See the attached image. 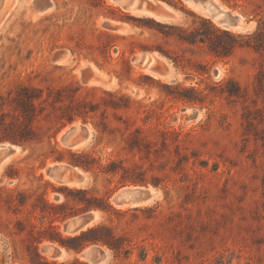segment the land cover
Segmentation results:
<instances>
[{"label":"rangeland","instance_id":"rangeland-1","mask_svg":"<svg viewBox=\"0 0 264 264\" xmlns=\"http://www.w3.org/2000/svg\"><path fill=\"white\" fill-rule=\"evenodd\" d=\"M211 1L238 19L235 28L184 0L169 7L176 14L168 22L113 0H0V135L23 129L34 137L0 142L16 149L0 165V189L27 196L19 216L0 203V264H26L24 234L13 232L17 219L41 225L31 204L77 208L72 189L109 194L116 211L84 213L94 216L89 227L112 228L124 248L86 246L108 255L102 264H264V0ZM144 52L157 71L134 63ZM74 126L90 134L87 144L62 142ZM58 151L121 164L144 184L120 187L117 175L81 169L82 185L58 183L47 169L73 168L67 154L53 160ZM123 188L157 196L118 207ZM39 249L48 260L89 264L48 242Z\"/></svg>","mask_w":264,"mask_h":264},{"label":"trees","instance_id":"trees-1","mask_svg":"<svg viewBox=\"0 0 264 264\" xmlns=\"http://www.w3.org/2000/svg\"><path fill=\"white\" fill-rule=\"evenodd\" d=\"M171 7L176 8L177 5H181L180 0H162ZM25 92H29L26 90ZM22 102V100L20 99ZM30 101V97H29ZM26 108H22V117L29 118L28 114L24 111ZM33 135L28 130L23 129H4L0 135V142L8 141L15 145L22 146L24 143H28L33 140ZM58 156L53 160L61 162L63 161V155L67 154L69 159L67 164L71 167L81 169L85 172L98 171V173L104 175L118 176V185L123 187L127 184L143 185L144 181L141 177L142 174L134 172V170H126L121 164H116L110 161L106 165H101L99 160L96 159L89 152H71V151H58ZM118 168V169H116ZM8 170H13L10 167ZM67 190V189H65ZM5 192L6 197L0 196V203L6 207L14 216L22 215L23 209L26 206L27 196L23 193L15 190L0 189V193ZM79 198L74 199L73 203L77 208L70 207L67 203L55 205L48 201L39 198L31 204L33 213L36 214V219L41 222V225L37 226L27 219L19 220L15 222L14 235L24 234V252L26 264H85L79 260H73L71 262L58 263L56 260H48L45 258L39 249V246L44 242H48L51 245H56L64 249L67 253H79L88 245H102L106 246L112 252H120L124 250L119 238H116L112 228L104 225H93L86 230L81 231L74 235H65L60 228V224L69 217L88 213L90 211H97L104 214L115 213V209L109 202V194L98 195L92 193L91 190H68ZM1 195V194H0ZM26 221L29 229L25 231L24 222ZM127 252V251H124Z\"/></svg>","mask_w":264,"mask_h":264},{"label":"water","instance_id":"water-1","mask_svg":"<svg viewBox=\"0 0 264 264\" xmlns=\"http://www.w3.org/2000/svg\"><path fill=\"white\" fill-rule=\"evenodd\" d=\"M115 2L123 3L124 8L134 5L136 9H145L155 12L158 16H162L170 19L171 14L166 11L160 4L164 3L158 1L157 4H151L148 0H113ZM189 1L195 5H199L207 14V17L212 20H216L225 30L235 28L238 24V19L226 12H224L220 6L211 0H184ZM165 4V3H164ZM167 5V4H166ZM48 3L42 2L41 7L45 8ZM135 64L141 69H148L151 71H157V68L153 67L156 62V58L150 53L144 52L133 58ZM90 134L83 128L74 126L70 128L62 137V142L66 144H73L78 141L88 140ZM79 139L76 141V138ZM11 144H0V155L10 156L13 155L14 149ZM2 158L0 157V163ZM47 175L56 180L58 183H78L82 185L86 182L85 175L78 172V168H70L66 166H53L47 169ZM157 196V192L153 189H121L113 198V203L116 206L128 205L136 208L137 205L142 203H151ZM94 220V216L91 214H84L75 216L69 219L63 225V233L67 235H74L81 231L86 230ZM43 253L51 254L53 258H60L62 253L50 246H45L42 249ZM79 258L83 259L89 264H98L108 258V255L96 246H89L78 253Z\"/></svg>","mask_w":264,"mask_h":264},{"label":"bare ground","instance_id":"bare-ground-1","mask_svg":"<svg viewBox=\"0 0 264 264\" xmlns=\"http://www.w3.org/2000/svg\"><path fill=\"white\" fill-rule=\"evenodd\" d=\"M189 2V1H188ZM117 3H119L121 6H122V8L123 9H125V10H129V11H133V12H136V13H138V14H140V12H145V11H147V13L149 12V13H151L152 15H150V14H145V15H149V16H152L153 18H155V19H157L158 21H161L160 19H162V18H165V17H162V16H158L155 12H152V11H148V10H145V9H141V10H139V9H136L135 8V6L134 5H131V6H129V7H127V8H124V5H123V3H120V2H117ZM191 3V2H190ZM157 4V3H156ZM158 4H160L166 11H167V9H166V6H168V5H166V4H164V3H158ZM195 8L194 9H196V10H198L200 13H201V15L202 16H205V17H207V14H206V12L199 6V5H195V4H193V3H191ZM169 10H170V8L169 7H167ZM142 10H144V11H142ZM136 13H134V14H136ZM155 16V17H154ZM168 19V18H167ZM154 58H155V56H154ZM157 62V61H156ZM69 130V129H68ZM67 130V131H68ZM66 131V132H67ZM65 132V133H66ZM64 133V134H65ZM64 136V135H63ZM79 139V137H77L76 138V141ZM85 144H87V141H78V142H75V143H73V144H69L70 146H77V145H85ZM12 148L14 149V147L12 146ZM14 152L16 153V149H14ZM14 153V154H15ZM13 154V155H14ZM13 155H10V156H5L4 154L3 155H0V157L2 158V161H1V163H0V165L5 161V160H9V159H11L12 158V156ZM56 181V180H55ZM61 184H78V183H70V182H66V183H61ZM78 185H80V184H78ZM132 189H134V188H132ZM145 204H149V203H142V204H139V205H137L136 207H139V206H142V205H145ZM123 206H126V207H132V206H128V205H123ZM123 206H118V207H123ZM107 259L108 258H106L105 260H103L102 262H100V263H98V264H102L103 262H105V261H107Z\"/></svg>","mask_w":264,"mask_h":264},{"label":"crops","instance_id":"crops-1","mask_svg":"<svg viewBox=\"0 0 264 264\" xmlns=\"http://www.w3.org/2000/svg\"><path fill=\"white\" fill-rule=\"evenodd\" d=\"M167 7H170V6H166V9H167V11L168 12H170V13H173V14H176V12H175V10H173L172 8V10H169ZM142 11H144V10H142ZM138 14V13H137ZM145 14H150V15H152L151 13H147V11H145V12H140V14H138V15H145ZM153 16V15H152ZM155 17V16H154ZM161 21L160 22H168V21H175V18H173L172 16H171V18L170 19H167V18H162V19H160ZM153 75V74H152Z\"/></svg>","mask_w":264,"mask_h":264}]
</instances>
